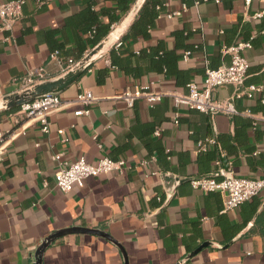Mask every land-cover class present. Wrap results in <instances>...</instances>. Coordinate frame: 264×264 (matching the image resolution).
I'll return each mask as SVG.
<instances>
[{
    "label": "crops",
    "instance_id": "crops-1",
    "mask_svg": "<svg viewBox=\"0 0 264 264\" xmlns=\"http://www.w3.org/2000/svg\"><path fill=\"white\" fill-rule=\"evenodd\" d=\"M24 1L12 31L0 30L2 96L21 90L27 72L43 69L47 78H59L70 60L76 64L106 44L60 94L64 106L51 115L48 133L22 119L18 108L0 113L6 144L0 264H33L43 239L71 227L99 229L122 250L103 237L73 234L48 247L42 264H125L123 252L128 264H264V192L225 210L219 193L163 180L164 174H211L217 159L228 174L264 178V103L260 95L235 98L250 85L264 86V16L254 18L264 0ZM242 42L251 44L242 51L250 65L244 85L212 93L215 100L235 98L236 116L176 107L169 96L153 106L139 99L132 107L119 98L138 86L187 94L188 84L202 86L208 68L231 63L224 47ZM85 90L97 100L77 116L84 107L73 101ZM206 139L218 146L198 152ZM59 153L67 162L122 159L130 169L88 178L64 193L54 181ZM204 243L210 245L197 251Z\"/></svg>",
    "mask_w": 264,
    "mask_h": 264
},
{
    "label": "built area",
    "instance_id": "built-area-1",
    "mask_svg": "<svg viewBox=\"0 0 264 264\" xmlns=\"http://www.w3.org/2000/svg\"><path fill=\"white\" fill-rule=\"evenodd\" d=\"M206 1V0H205ZM219 2L220 0H215ZM252 0H245L249 5ZM24 0H7L0 3V30L12 31L16 21H18L23 13ZM199 1L196 2V5ZM180 15L179 12L171 16ZM170 16V17H171ZM264 16V11L254 14V18ZM250 43H238L237 45L226 48L224 52L230 54L231 63L228 66H223L218 69L208 68L205 73L202 86L195 83L187 85V94H178L175 92H154L148 86H138L135 89L127 88L119 96L128 107H132L139 99H145L150 106L162 101L166 96L173 99L176 107L187 106L190 109L208 114L212 117L218 114H223L228 117H233L239 114L234 103L235 98L243 96L252 99L256 95L261 96V101L264 103V86L250 85L243 92H240L233 99L215 100L212 93L216 88L222 86H234L240 88L244 85L249 72V62L242 55V51L250 48ZM189 53H185L184 58L187 60ZM55 57V56H54ZM67 70L71 69L75 64L73 61L69 62ZM66 70V71H67ZM49 79L43 69H38L34 72H27L22 78V89L28 88L40 81ZM2 94L0 92V98ZM97 100L93 93L85 90L78 94L73 101L75 104L81 105L84 109L75 112V115L80 116L89 113V107ZM64 106L60 95L47 96L36 99L32 102L23 104L18 108L17 114L22 119L27 121H36L41 125L43 132L48 133L50 130V117L55 112L59 111ZM250 114V112H247ZM175 124H178V114L174 116ZM256 125V123H255ZM64 134V130L59 131ZM156 137L161 135V130L157 128L154 132ZM68 138L64 137L63 143L68 142ZM214 139H206L198 142V152H206L209 146L214 145ZM6 152L5 138L0 133V164L3 162V157ZM54 162L57 164V171L54 175L55 186L64 193L70 192L75 186L82 187L85 181L91 177H100L110 173H117L124 175L128 169L129 164L125 160H113L110 158H102L96 164H90L85 158H80L74 162H67L63 160V154L59 153L53 156ZM151 161H156L152 158ZM147 161H143L145 164ZM216 169L214 175L202 179L192 180L190 183L196 190L202 192H216L223 196L224 209L233 210L238 208L243 203L258 197L264 192V178L263 179H249L236 177L225 172L220 161L215 162ZM154 174H158L155 172ZM220 178V179H219ZM46 185V183H45Z\"/></svg>",
    "mask_w": 264,
    "mask_h": 264
},
{
    "label": "water",
    "instance_id": "water-1",
    "mask_svg": "<svg viewBox=\"0 0 264 264\" xmlns=\"http://www.w3.org/2000/svg\"><path fill=\"white\" fill-rule=\"evenodd\" d=\"M105 44L106 42L98 45L91 52H89L82 60L77 62L71 69L65 71L59 78H49L40 81L28 88L21 89L16 93L10 94L8 96H2L0 98V113L19 108L23 104L32 102L42 97L60 95L65 89H67L74 82H76L78 78L84 73V71L89 68V66L93 63L94 59L100 54ZM228 171L229 170L226 167L225 172L228 173ZM213 175L214 173L192 178H179L175 177L174 175L164 174L163 180L167 186L170 185L171 187L175 188L176 185L181 184L182 182H191L195 179H202ZM73 234H88L103 237L117 244L121 249L120 245L117 242L112 240V238L108 234L99 229L71 227L54 232L53 234L43 239L34 252L33 264H42L43 255L48 249V247L54 244L57 240ZM209 245L210 243H204L198 248L197 251ZM123 255L125 258V264H128L124 252Z\"/></svg>",
    "mask_w": 264,
    "mask_h": 264
},
{
    "label": "trees",
    "instance_id": "trees-1",
    "mask_svg": "<svg viewBox=\"0 0 264 264\" xmlns=\"http://www.w3.org/2000/svg\"><path fill=\"white\" fill-rule=\"evenodd\" d=\"M147 3H148V1L146 2V4H147ZM154 15H156V13H155ZM70 61H71V60H70ZM261 102H262V101H261ZM262 103H263V102H262ZM211 117H212V116H211ZM214 140H215V139H214ZM217 146H218V142H217V140H215L214 147H217ZM216 161H220V162L222 163V160H220V159H219V160L217 159ZM216 161H215V162H216Z\"/></svg>",
    "mask_w": 264,
    "mask_h": 264
}]
</instances>
